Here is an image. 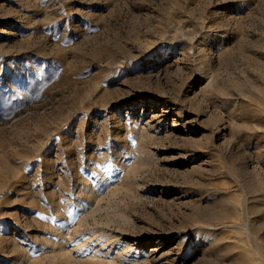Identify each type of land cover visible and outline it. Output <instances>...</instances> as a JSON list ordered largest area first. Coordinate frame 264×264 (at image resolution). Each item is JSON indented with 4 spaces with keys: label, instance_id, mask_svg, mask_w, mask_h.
Returning <instances> with one entry per match:
<instances>
[{
    "label": "rangeland",
    "instance_id": "374dc122",
    "mask_svg": "<svg viewBox=\"0 0 264 264\" xmlns=\"http://www.w3.org/2000/svg\"><path fill=\"white\" fill-rule=\"evenodd\" d=\"M0 264H264V0H0Z\"/></svg>",
    "mask_w": 264,
    "mask_h": 264
}]
</instances>
